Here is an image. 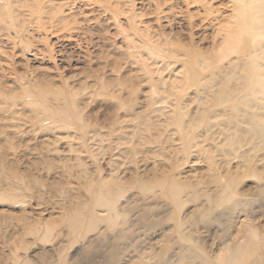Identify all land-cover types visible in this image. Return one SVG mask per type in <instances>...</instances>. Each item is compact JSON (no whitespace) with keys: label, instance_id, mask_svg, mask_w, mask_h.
<instances>
[{"label":"rangeland","instance_id":"obj_1","mask_svg":"<svg viewBox=\"0 0 264 264\" xmlns=\"http://www.w3.org/2000/svg\"><path fill=\"white\" fill-rule=\"evenodd\" d=\"M247 236L264 0H0V264H218Z\"/></svg>","mask_w":264,"mask_h":264},{"label":"bare ground","instance_id":"obj_2","mask_svg":"<svg viewBox=\"0 0 264 264\" xmlns=\"http://www.w3.org/2000/svg\"><path fill=\"white\" fill-rule=\"evenodd\" d=\"M259 25L261 27V19L258 21ZM260 27L256 25L255 30L257 32L260 30ZM145 213L142 215V219L144 220V224H147L148 226L152 225V218L150 219L147 215V210L145 208L142 209ZM233 211H231L232 213ZM158 221V220H156ZM196 225V224H195ZM174 243L171 242V238L167 237V240L165 242V245L167 246L166 250L171 249V245ZM115 249H118L117 245L115 244ZM264 248V246H263ZM180 251H189L190 249L186 247H180ZM116 252L112 247L111 248H103L101 252H103V261L105 264H117L121 260V254L120 251ZM263 251V249L260 247L258 242H256L253 238L247 236L242 244H234L232 248L229 250V252L224 255L221 259L218 260V264H264V251L262 253H259V251ZM86 253L88 255L96 253V246L89 245L85 249ZM181 256V254H179ZM258 255V259L255 258ZM180 260V258H179ZM144 264V263H140ZM158 264V263H156ZM203 264H207L206 262H203Z\"/></svg>","mask_w":264,"mask_h":264}]
</instances>
